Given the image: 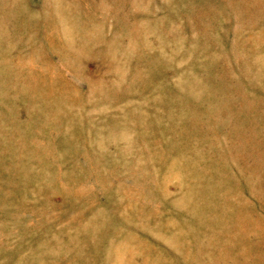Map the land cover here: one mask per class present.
I'll use <instances>...</instances> for the list:
<instances>
[{
	"label": "rangeland",
	"instance_id": "1",
	"mask_svg": "<svg viewBox=\"0 0 264 264\" xmlns=\"http://www.w3.org/2000/svg\"><path fill=\"white\" fill-rule=\"evenodd\" d=\"M0 264H264V0H0Z\"/></svg>",
	"mask_w": 264,
	"mask_h": 264
}]
</instances>
